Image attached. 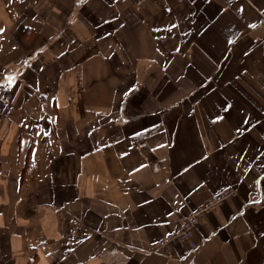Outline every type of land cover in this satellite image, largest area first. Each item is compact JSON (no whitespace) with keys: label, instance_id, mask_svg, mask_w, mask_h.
I'll use <instances>...</instances> for the list:
<instances>
[{"label":"crops","instance_id":"1","mask_svg":"<svg viewBox=\"0 0 264 264\" xmlns=\"http://www.w3.org/2000/svg\"><path fill=\"white\" fill-rule=\"evenodd\" d=\"M0 29V264H264V0H0Z\"/></svg>","mask_w":264,"mask_h":264},{"label":"built area","instance_id":"2","mask_svg":"<svg viewBox=\"0 0 264 264\" xmlns=\"http://www.w3.org/2000/svg\"><path fill=\"white\" fill-rule=\"evenodd\" d=\"M236 193L235 188L226 187L210 196L204 203L193 209L173 230L159 238L156 242V249L166 252L169 250L171 243L175 241L187 242L191 249L200 247L201 243L194 240V230L200 215L204 211L215 209L224 202V199L231 195H236Z\"/></svg>","mask_w":264,"mask_h":264},{"label":"rangeland","instance_id":"3","mask_svg":"<svg viewBox=\"0 0 264 264\" xmlns=\"http://www.w3.org/2000/svg\"><path fill=\"white\" fill-rule=\"evenodd\" d=\"M173 45H175V44H172V46H173ZM73 49H75V48H73ZM73 49H72V50H73ZM236 192H237V191H236ZM236 194H237V193H236ZM233 196H235V195H231V196L227 197L226 199H224V202H225L228 198L233 197ZM161 237H163V236H161ZM161 237H160V238H161Z\"/></svg>","mask_w":264,"mask_h":264},{"label":"snow or ice","instance_id":"4","mask_svg":"<svg viewBox=\"0 0 264 264\" xmlns=\"http://www.w3.org/2000/svg\"><path fill=\"white\" fill-rule=\"evenodd\" d=\"M80 2L82 3L83 2V0H80ZM3 31V29H0V32H2ZM229 43H231V41H229ZM11 79V78H10ZM245 122H247V121H245Z\"/></svg>","mask_w":264,"mask_h":264}]
</instances>
